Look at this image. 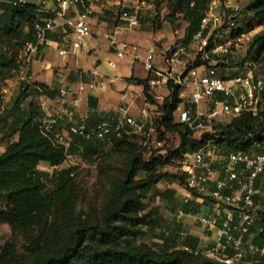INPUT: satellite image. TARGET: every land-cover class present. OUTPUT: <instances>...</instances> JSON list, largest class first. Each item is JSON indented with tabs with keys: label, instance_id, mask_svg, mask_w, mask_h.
Listing matches in <instances>:
<instances>
[{
	"label": "trees",
	"instance_id": "1",
	"mask_svg": "<svg viewBox=\"0 0 264 264\" xmlns=\"http://www.w3.org/2000/svg\"><path fill=\"white\" fill-rule=\"evenodd\" d=\"M167 1L169 17L183 16L188 21L189 42L199 31L211 0ZM249 6L256 26L262 30L254 36L246 60L264 68V0H251ZM39 11V5L31 2L0 0V89L5 80L20 72V52L26 42L34 40L35 23L44 16ZM249 28L253 30L254 25ZM199 64L200 60L196 62ZM130 80L143 86L147 102L161 107L165 132L179 133L184 153L194 151L201 141L195 143L191 139L193 131L174 115L181 103L178 90L160 105L147 79ZM25 85L0 115V133L7 141L0 154V222L13 232L11 240L0 248V264H225L204 255L197 237L182 235L183 218L198 213L200 202L179 200L170 189L154 194L156 186L170 175L161 171L164 159L147 157L142 150V131L105 139L93 134L88 138L72 135L66 146L43 128L44 112L38 102L33 99L25 105L31 96L54 99L59 90L39 82L27 81ZM2 106L0 93V109ZM89 107L96 108L93 97L89 98ZM104 119L96 114L89 116V130ZM221 130L225 138L218 143L228 151H249L254 143H263L264 95L257 115L243 112ZM75 153L95 166L99 186L104 190L99 203H86L80 168H62ZM175 157L171 155L167 160ZM40 163L56 168L51 190L44 182L46 174L40 171ZM153 195H158L162 206L153 204ZM163 206L179 218L172 227L160 213ZM251 233L254 245L263 249L264 214ZM146 235H151L154 242L140 240ZM234 264H264V255Z\"/></svg>",
	"mask_w": 264,
	"mask_h": 264
},
{
	"label": "built area",
	"instance_id": "2",
	"mask_svg": "<svg viewBox=\"0 0 264 264\" xmlns=\"http://www.w3.org/2000/svg\"><path fill=\"white\" fill-rule=\"evenodd\" d=\"M49 1L52 8L44 11L47 16L35 23L34 40L24 44L22 59L29 64L35 62L36 56L47 48H53L62 59L78 57L96 37L94 28L97 24L102 22L104 27H110L106 39L115 60H110L109 66L116 69L119 61L124 59L133 63L140 61L145 71L155 75L147 81L154 99L163 98L157 89L170 94L178 90L181 103L174 112L176 120L193 132L202 130L205 134L199 146L184 153L179 160L187 190L200 195L206 203L207 209L197 213L196 220L205 229L216 230L219 235L217 245L202 253L225 264L264 255V248H257L251 237V229L264 213V142L254 143L249 151H228L218 143L225 138L221 126L225 125L226 118L234 119L243 112L258 114L264 95V75L257 76V68L252 62L246 63L231 77L221 75L211 65V54L228 52L222 45L211 48L214 31L223 26L227 29L236 26L233 19L227 20L220 12L219 0L210 1L199 31L190 41L187 42L188 37L182 35L161 55L160 64L157 63L155 47H149L144 55L140 53L141 46L121 37L137 33L145 24L165 23L169 15L167 0ZM193 45L197 56L195 62L198 59L203 61L199 65L186 61ZM80 89L83 90L84 86ZM60 92L62 98L76 94L68 87ZM185 102L190 104L189 108L182 106ZM122 111L124 116L120 120L98 123L91 130L88 117L75 122V114L69 111L66 113L70 123L68 136L64 139L63 135L55 134V138L68 146L72 135L88 138L93 134L105 139L110 135L144 130L146 122H139L129 115L127 109ZM49 124L43 127L46 131L57 124V119H50ZM180 215L184 213L180 212Z\"/></svg>",
	"mask_w": 264,
	"mask_h": 264
},
{
	"label": "rangeland",
	"instance_id": "3",
	"mask_svg": "<svg viewBox=\"0 0 264 264\" xmlns=\"http://www.w3.org/2000/svg\"><path fill=\"white\" fill-rule=\"evenodd\" d=\"M34 4L39 5L40 10H42L46 4L44 2H47V0H25ZM251 0H219V10L225 15V18L227 20L233 19L236 23V26L232 29H227L226 26H223L213 33V42L211 45V48L214 46H224L228 49V52H218L217 54H211L210 59H212L211 65L215 66L218 70V72L225 76V77H231L236 75L240 72V70L243 69L246 63L251 62L250 60H246L247 51L254 40V36L262 30V27L256 26V22L254 20L253 14L249 10V4ZM222 6V7H221ZM42 13L39 11V15ZM170 13V11H169ZM254 25L253 30H249V26ZM188 21L183 16H167V20L165 23L161 25V27L153 26L150 24H145L140 31L137 33H131L127 36H122L121 38L129 41L137 43L141 46L140 53L146 55V50L150 47V42L145 41L143 38V35L150 33L151 37L157 38V46L161 47L164 52L167 51V49L172 46L176 41L180 39L182 35H185V38L188 37ZM28 31V28L25 27L23 29V32L26 33ZM238 33L239 36H235ZM158 37L162 38L158 41ZM48 50V49H47ZM191 56L186 59V61L190 62L191 64L196 63L195 59L196 56V48L193 45L191 47ZM97 50L90 51V55L95 54ZM162 52V54L164 53ZM102 52L99 54L101 55ZM84 54L80 56V62L83 63L84 61ZM103 59V65L102 68L106 71H108L110 74H114L115 71L108 67L106 65V59L105 57H102ZM18 60L20 61L21 68L20 72L14 74L10 81L7 82V85L9 87L8 93L5 94L6 104L8 107L13 103L17 95L25 90V83L28 80L25 78V80L18 79V75L23 74L25 77L28 75H31L33 72V66L35 63L39 64L41 62V67H44L43 63L46 60V62H50L52 69L54 70L55 75L57 73H61V68L58 66L61 65V58L57 56V54L54 52L53 48H50L48 55L45 59V53L39 54L36 56L37 60L36 62L27 63L22 59L21 52L19 55ZM201 62H203L201 59H198ZM197 60V61H198ZM225 63V61H227ZM101 60H97V63H101ZM140 62V61H136ZM36 64V65H37ZM208 64V63H207ZM137 70H141L140 66L136 65ZM257 68V76H263L264 75V68L262 67H256ZM144 70V68H142ZM44 75H41L43 77ZM141 74L138 73L137 78H140ZM56 77H59L56 75ZM152 77H155L154 74H152ZM60 79V78H59ZM87 83L91 82L90 78H87L85 80ZM32 82V81H31ZM134 82V81H133ZM60 85L54 84V86ZM125 85V82L123 80H119L115 83V88H120ZM3 88L0 89V92L3 93ZM157 92L162 94L163 98L161 100H157V102L161 105L164 103L165 99L167 97H170V93L164 91L163 89H157ZM77 95V94H76ZM130 96H132L130 94ZM10 97V99H9ZM9 99V100H7ZM35 99V101L38 102V104L41 106V109H43L44 116L43 120L41 122L43 127H48L50 119H57V124L54 125L53 128H50V131H52L54 134H60L65 137L68 136V129H69V121L65 113L61 112V109L58 106H63L62 101H58L55 104L49 102L44 97H30L27 100H25V105H28L30 101ZM133 99L135 101V104L138 105L140 108H146L144 100L142 97H139L136 93L133 95ZM3 100V99H2ZM121 106L124 107V104ZM183 107L189 108L190 104L188 102H185L182 104ZM204 106V105H202ZM7 107V106H6ZM149 111H152L151 114L152 119L150 122H146V126L142 132V150L146 153L147 157L154 156V157H161L164 159L165 164L162 166L161 171L168 173L170 176L162 180L155 188L154 194L159 193L160 191H164L166 189L174 190L177 193V199L185 201L186 199H196L200 195H196V193H190L186 186H185V178L182 173V171L179 169V160L182 157L183 153L185 152V149L182 147V139L179 133L176 132H165V130L161 127V119L163 117V112L160 106L155 105V107L150 108ZM140 119V118H137ZM143 119V118H142ZM114 118H111L110 121L112 123H115L116 121ZM233 120L232 117H228L225 119L224 124L227 125L231 123ZM75 122L80 121V116H75L74 119ZM2 130V125H0V131ZM202 130L193 132V135L191 136V139L194 140L195 143L200 142L205 134H202ZM7 141L4 139L3 134L0 133V154L5 150ZM252 150V148L250 149ZM254 150V149H253ZM171 155L176 156L173 161H168L167 158ZM93 164V163H92ZM91 162L83 159L80 157L79 154H73L68 157L67 161L64 163L63 167H70V166H77L80 168L81 172V182L84 186V190L86 192L85 199L86 203H99L102 200L103 189L99 186L98 182V173L95 169V166L92 165ZM40 171L44 172L46 176H44V182L46 183L49 190L54 188V180L51 178L53 173L56 171V168L52 167L48 163H40L39 165ZM187 191L190 193H187ZM187 194V195H186ZM156 200H154L153 204H159L162 206V202L159 200L158 195H153ZM152 204V205H153ZM84 208H87V205L85 204L83 206ZM160 213L164 216L166 219V223H168L171 227L174 225L175 222L178 221V217L175 215H172L167 207L163 206L160 210ZM185 219V217L183 218ZM187 221H193V218L188 216ZM197 221V220H196ZM197 223V222H196ZM198 224V223H197ZM13 236V232L9 225L6 223L0 222V248L5 245L6 242L11 240ZM140 240H143L145 242H154L151 235H146L142 237Z\"/></svg>",
	"mask_w": 264,
	"mask_h": 264
},
{
	"label": "crops",
	"instance_id": "4",
	"mask_svg": "<svg viewBox=\"0 0 264 264\" xmlns=\"http://www.w3.org/2000/svg\"><path fill=\"white\" fill-rule=\"evenodd\" d=\"M44 3L46 4V6L42 10H40L44 15L42 18L47 16V13H45L44 11L49 8H52L51 1L47 0V2ZM104 26L105 25L101 22L97 24V26L94 28L96 37L90 41L89 48L82 52L85 56L83 63H81L79 60L82 53L78 57L71 56L67 59L61 58V65L58 66L59 68H61V73H57L56 75H58L59 77H56L54 70L52 69L51 63L46 62L45 60L43 63L44 67H41V62L39 64L35 63L33 66V72L30 76L25 77L23 74H20L18 75V79L25 80V78H27L32 82L43 83L48 85L52 89H58L59 95L56 98H44L53 104L58 101H62L63 106H58L61 109V112L66 114L67 112L72 111L75 116H80V121L82 117H88L89 119V116H93L94 114H96L100 118H105L101 122L110 121L111 118L115 119L113 121H118L124 116L122 110L127 109L129 115L133 116L135 119L140 118L137 119L139 122H150L152 119L151 114L153 112L149 111V109L155 107V104L147 102L143 94V86L137 84V82L135 81L133 82L130 79L132 77L137 78L138 73H140V79L148 80L152 77V74L145 71V69H142L143 66L141 62L133 63L130 59H124L122 61H119V65L116 69L111 68L108 62L110 60H115V56L110 52L107 43L108 41L106 39V35L111 32V28ZM143 38L145 39V41L150 42V47H155L157 49V63L160 64V58L164 50L161 47L157 46V38L151 37L150 33L143 35ZM162 38L158 37V41ZM47 49L43 50L41 53H45V59L48 55L50 48ZM92 50L97 51L95 52V54L90 55L89 53ZM54 52L56 53L55 50ZM100 52H102L101 55L99 54ZM102 57H105L106 65L115 71L114 74H110L108 71L102 68ZM97 60H101L102 62L98 64ZM36 61L37 60H35V62ZM136 65L140 66L141 70H137ZM41 75L44 76L41 77ZM87 78L91 79L90 83H87L85 81L87 80ZM10 79L11 78L5 80L3 84V93L0 92L3 99V106L0 109V115L2 114L6 106L8 107L4 99L6 98L5 94L9 91V87L6 85L7 82L10 81ZM119 80H123L125 82V85L120 88H115V83ZM58 83L60 85H56L53 87L54 84ZM93 84L95 85V87L92 88L91 85ZM81 86H84L83 90L80 89ZM67 87L73 89L77 95H69L65 98H62L60 91L63 88ZM134 93H136L139 97L143 98L146 108H140L138 105L135 104V101L133 99ZM130 94L132 96H130ZM90 97H93L94 101L96 102V108L94 109H91L89 107ZM122 104H124V107L121 106ZM187 193L189 192L187 191ZM187 200L189 199H186L185 201ZM196 201L200 202L201 204L200 211L207 209L205 206L206 203H204L200 197L196 198ZM196 214L185 216V219H183L182 221V235H192L197 237L199 239V250L201 252H204L206 249L213 248L217 245L219 235L216 230L209 231L205 229L198 221H196ZM188 216L192 217L193 221H187ZM253 236L254 235L252 233L251 237ZM231 251L232 250H230L229 253H231ZM244 259L252 260L251 258Z\"/></svg>",
	"mask_w": 264,
	"mask_h": 264
}]
</instances>
